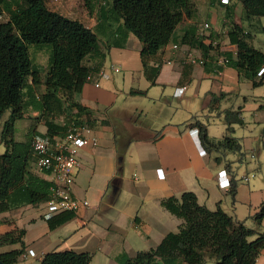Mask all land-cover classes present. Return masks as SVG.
Listing matches in <instances>:
<instances>
[{
  "label": "crops",
  "instance_id": "0c3cea01",
  "mask_svg": "<svg viewBox=\"0 0 264 264\" xmlns=\"http://www.w3.org/2000/svg\"><path fill=\"white\" fill-rule=\"evenodd\" d=\"M43 1L49 10L91 29L104 52L100 74L93 81L85 82L75 98L92 111L97 120V125L90 129L98 143L79 152L81 167L75 175L72 193L75 198L87 201L89 192L90 201L68 222L49 230L43 204H29L21 190L11 194L10 210L0 214V235L14 229L25 230L24 254L15 264H39L42 257L52 251L89 253L90 264H120L123 257L133 258L138 252L154 249L168 233L177 232L182 220L164 210L160 201L172 196L179 198L188 191L196 195L200 205L211 211L220 207L247 228L250 222L261 225L264 217L258 223L255 215L264 202L262 186L251 187L250 177L240 178L227 155L223 157L206 150L201 154L203 148L192 131L196 128L187 124L198 120L206 125L211 139L220 140L225 133L217 137L211 133L209 123L217 117L223 119L226 111L238 112L241 119L240 124L232 125L234 135L237 125L245 128L255 123L264 103L251 108L250 119L241 115V107L234 108L239 97L246 102L247 96L253 93L251 90L259 86L253 87L250 80L239 77L232 65L236 46L229 42L227 33L231 23L239 25L249 37V45L264 53L261 33L264 17L243 20L241 4L233 1L224 4L222 0H191L194 12L183 18L167 45L145 59L146 65L158 69L155 82L151 84L143 70L141 43L125 31L121 20L111 15L108 0L92 1L88 6L84 0ZM229 8H232V17L227 19ZM204 24L209 25L207 30L203 29ZM201 32L209 39L203 40ZM185 35H193L189 38L192 46L182 43ZM256 41L263 48H255ZM197 43H202L205 50L196 46ZM33 51L37 55L46 54L44 66L37 63L39 57L34 61L30 54L33 68L43 78L49 51L36 48ZM189 56L202 60L203 64L188 62ZM217 57L227 58L228 63L217 67ZM87 65L97 66L98 62L87 61ZM181 87L185 89L180 94L177 89ZM44 90L43 85L33 84L25 89L24 115L14 124L15 141H25L35 134L45 135L44 116L34 108L36 102H32V98ZM131 91L144 94H131ZM210 94L223 95L213 108L208 107ZM150 111L158 119L155 129L139 120ZM206 115L203 121L201 118ZM8 116L9 111L0 116L1 129ZM63 117L55 118V123L64 125ZM101 121L107 124L102 125ZM242 139L244 147L248 148L252 140ZM260 139H264V130ZM120 149L124 154L119 153ZM250 153L254 157L253 150ZM223 170L230 181L229 189H221L218 184L222 179V175L218 178V173ZM36 173L49 180L47 175ZM232 184L234 199L229 193ZM248 229L255 231L251 240L262 234ZM19 248L18 244L5 246L0 248V253ZM29 250L34 256L27 255ZM255 264H264V248Z\"/></svg>",
  "mask_w": 264,
  "mask_h": 264
},
{
  "label": "trees",
  "instance_id": "16d2710c",
  "mask_svg": "<svg viewBox=\"0 0 264 264\" xmlns=\"http://www.w3.org/2000/svg\"><path fill=\"white\" fill-rule=\"evenodd\" d=\"M96 0H84L88 6ZM101 1V0H100ZM110 13L122 21L127 33L133 34L141 43L140 56L147 80L154 84L158 69L148 66L145 59L155 53L171 39L175 28L195 8L191 0H108ZM240 3L242 19L252 21L264 17V0H228ZM90 8V7H89ZM0 116L9 111L3 123L1 141L4 153L0 154V214L11 208L10 196L23 191L27 202L33 206L45 203L50 196V182L41 178L33 167L31 140L18 142L14 139V124L21 120L25 109L24 91L29 86L43 85L44 92L32 98L35 109L44 116L46 133L43 136H62L68 126L86 125L94 128L97 120L92 111L75 101L87 82L89 75L95 77L101 71L104 52L99 47L96 34L82 23L68 19L49 10L43 0H0ZM232 17V8L226 11V18ZM264 38V27L261 28ZM229 42L236 46V59L232 65L239 77L250 80L253 87L264 84V75L257 78V72L264 64V53L249 45L247 34L234 23L227 33ZM185 35L182 43L192 46ZM49 51L48 67L41 78L33 68L29 47ZM199 48L205 50L202 43ZM97 60L98 65H87ZM131 94H144L131 91ZM223 95L210 94L209 108ZM64 116V125H57L55 118ZM226 126L220 140L211 139L206 125L198 120L187 126L197 129L201 147L209 153L222 155L240 154L241 144L233 137L232 125L240 124L238 112L223 114ZM100 124L106 125V121ZM121 150V151H120ZM119 153H123L120 149ZM228 165V163H227ZM229 193L234 199L232 184ZM160 206L171 215L182 220L177 232L168 233L159 245L149 251L138 252L133 258L123 257L120 264H255L264 248V234L255 231L227 215L220 207L211 211L197 202L193 192H184L179 198L168 197ZM75 213L66 211L49 217V230L74 218ZM264 217V202L255 215L260 223ZM24 229H14L0 235V248L18 244L19 249L0 253L3 264H15L24 254ZM91 254L73 251H52L46 253L39 264H90Z\"/></svg>",
  "mask_w": 264,
  "mask_h": 264
},
{
  "label": "built area",
  "instance_id": "2783aa9c",
  "mask_svg": "<svg viewBox=\"0 0 264 264\" xmlns=\"http://www.w3.org/2000/svg\"><path fill=\"white\" fill-rule=\"evenodd\" d=\"M224 4H228V0H222ZM208 24L203 25V29L207 30ZM203 40H208L209 36L200 33ZM175 48V46H174ZM190 63L203 64L202 60H195L191 56L188 58ZM228 63L227 58L217 57L216 66H223ZM115 71H118L115 69ZM100 74V73H99ZM264 75V64L257 72V78ZM87 82L94 80V77L89 75ZM98 86V84H95ZM185 87L178 88L180 94ZM195 137L198 139L197 129L192 130ZM98 140L91 134V129L86 125L68 126L62 136L49 138L46 136H34L31 140V152L33 157V167L35 170L47 175L50 182V196L49 199L43 203L46 210V217L49 218L53 214L61 212H77L79 209L88 206L86 200L77 199L73 196L72 187L75 180V175L81 167L79 161V152L87 146H96ZM200 144V143H199ZM262 149L264 150V139L262 142ZM201 154H205L204 149H201ZM222 175V176H221ZM222 177L218 184L221 189H229L230 181L226 177L225 171L218 173ZM246 180V178H244ZM27 255L34 256V252L29 250Z\"/></svg>",
  "mask_w": 264,
  "mask_h": 264
},
{
  "label": "rangeland",
  "instance_id": "374dc122",
  "mask_svg": "<svg viewBox=\"0 0 264 264\" xmlns=\"http://www.w3.org/2000/svg\"><path fill=\"white\" fill-rule=\"evenodd\" d=\"M6 18L7 16L3 14L2 17L0 18V21H5ZM262 24H264V19L262 20ZM259 39L261 41L263 40L261 35H259ZM254 44H255V48H263V45H260L258 41H256ZM33 50L34 47L30 46L29 53L30 54L32 53L33 60L35 61L39 57L37 63L41 66L46 65V54L41 52L42 54L37 55V53ZM251 92L253 93L247 96L248 100L246 102L243 100V97H239L234 102L235 103L234 108L237 110L238 107H241L240 110L241 115L249 119L252 118L253 115V111L251 108L262 105L264 103V84L257 88L252 89ZM140 99H142V101H145L144 98H140ZM174 104H177V102L174 101ZM148 106L150 105L148 104ZM207 116L208 115L203 116L201 119L203 121H206ZM62 119L63 121L66 120V118L64 117ZM139 120L144 124H148L149 126H151V129L157 128L156 127V121H158L157 116L155 113H152L151 111L148 114L141 116ZM213 120L214 121H210L209 123V129L211 133L216 134L217 137H222L223 134L225 133V128H226L224 126L223 119L217 117L216 119ZM234 129L237 130L235 135L233 133V137L239 138L237 139L241 144V151L240 154H235V153L227 154L228 162L230 165L233 164L235 166L234 170L240 178L243 176L250 177L249 184L251 185V187L262 186V188L264 189V150L262 149L263 139L262 140L260 139V136L264 130V109H262L261 112H258V117L255 118L254 124H248L245 128L243 127L240 128V126L237 125V127H235ZM1 132L2 129L0 128V137H1ZM117 132L118 130H115V133ZM242 137L243 138L247 137L252 140L248 148L244 147V142ZM254 138H256V140H254ZM251 150H253L255 154L254 157L251 156L250 153ZM3 153H4V144L0 138V154ZM86 199L87 202L89 203L90 201L89 192L86 194ZM248 228L256 229L258 232L264 234V221L259 226H256L254 223L250 222Z\"/></svg>",
  "mask_w": 264,
  "mask_h": 264
},
{
  "label": "water",
  "instance_id": "95a60500",
  "mask_svg": "<svg viewBox=\"0 0 264 264\" xmlns=\"http://www.w3.org/2000/svg\"><path fill=\"white\" fill-rule=\"evenodd\" d=\"M0 264H3V263L0 261Z\"/></svg>",
  "mask_w": 264,
  "mask_h": 264
}]
</instances>
